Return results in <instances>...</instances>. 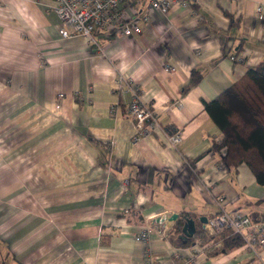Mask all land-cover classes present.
<instances>
[{
	"label": "crops",
	"instance_id": "obj_1",
	"mask_svg": "<svg viewBox=\"0 0 264 264\" xmlns=\"http://www.w3.org/2000/svg\"><path fill=\"white\" fill-rule=\"evenodd\" d=\"M258 2L162 13L129 0L94 45L60 35L55 0H0V264H181L175 252L202 240L182 245L168 231L183 211L205 228L219 195L227 211L264 222V186L247 164L234 169L209 151L223 134L205 109L264 59ZM133 22L141 32L125 35ZM121 74L158 115L148 136L127 112L132 93L114 90ZM195 255V264H264L241 247Z\"/></svg>",
	"mask_w": 264,
	"mask_h": 264
},
{
	"label": "built area",
	"instance_id": "obj_2",
	"mask_svg": "<svg viewBox=\"0 0 264 264\" xmlns=\"http://www.w3.org/2000/svg\"><path fill=\"white\" fill-rule=\"evenodd\" d=\"M128 1L129 0H55L52 10L57 14L62 23L60 35L63 38L84 36L91 44L98 45L97 35L102 29L113 22H123V6ZM197 1L198 0H150V5L153 10L167 13L173 5L189 7ZM255 11L256 15L264 17V3L258 2ZM145 19H148V17ZM122 26L125 35L141 32V27L137 22L130 24L123 23ZM231 59L236 61L244 60L242 56L235 55H232ZM114 90L121 95L125 92L132 93V100L126 107L128 114L136 122L139 134L148 136L160 126L157 113L143 101L141 91L135 87L132 79L121 74L116 80ZM62 97V93L58 95L59 100ZM57 107L59 108L60 104H57ZM115 112L116 108L112 107V113ZM170 140L177 144L181 141V135L179 133L172 135ZM220 154L224 156L226 151L223 150ZM215 202L219 206V211L206 222L205 228L208 233L207 240L199 241L189 247L179 248L175 252L174 257H172V261L175 262L179 259H184L181 264H195L196 249L205 252L214 244L215 236L224 229H231L243 238L244 244L241 248L249 251L252 258L263 262L264 222L255 221L250 216L238 211H227L225 209L226 196L224 195L216 197ZM150 230V224L139 227L135 239L137 241H146Z\"/></svg>",
	"mask_w": 264,
	"mask_h": 264
},
{
	"label": "trees",
	"instance_id": "obj_3",
	"mask_svg": "<svg viewBox=\"0 0 264 264\" xmlns=\"http://www.w3.org/2000/svg\"><path fill=\"white\" fill-rule=\"evenodd\" d=\"M200 75L195 71L188 90L197 83ZM205 109L214 123L222 131V138L215 140L209 151L226 154L222 160L237 169L241 164L248 165L259 185L264 186V59L247 70L242 78L215 99L205 102ZM197 160L190 162L196 165ZM192 214L183 211L168 231V238L176 242L184 238V226ZM205 228H198L194 236L185 238L182 245L192 244L199 238L206 241ZM244 244L243 238L231 229H224L214 237V244L206 250L208 256L230 254Z\"/></svg>",
	"mask_w": 264,
	"mask_h": 264
},
{
	"label": "water",
	"instance_id": "obj_4",
	"mask_svg": "<svg viewBox=\"0 0 264 264\" xmlns=\"http://www.w3.org/2000/svg\"><path fill=\"white\" fill-rule=\"evenodd\" d=\"M177 215H174L173 219H176ZM208 220V219H207ZM184 237L189 238L192 237L196 232V224L193 219H187L186 224L183 229Z\"/></svg>",
	"mask_w": 264,
	"mask_h": 264
}]
</instances>
